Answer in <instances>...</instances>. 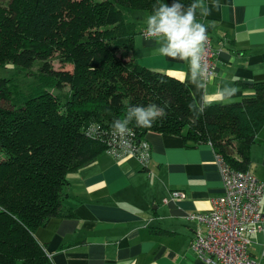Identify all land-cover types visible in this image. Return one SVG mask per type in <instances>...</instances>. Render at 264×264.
Listing matches in <instances>:
<instances>
[{
    "label": "trees",
    "instance_id": "16d2710c",
    "mask_svg": "<svg viewBox=\"0 0 264 264\" xmlns=\"http://www.w3.org/2000/svg\"><path fill=\"white\" fill-rule=\"evenodd\" d=\"M156 3L0 0V66L31 70L26 90L15 75L0 76V264H52L34 232L70 215L67 175L107 151L112 121L129 105L154 103L167 113L150 128L131 124L138 138L152 131L179 135L188 147L211 141L232 168L250 170V146L264 124V81L251 85L252 97L190 110L184 82L133 55L141 29L124 9L151 14Z\"/></svg>",
    "mask_w": 264,
    "mask_h": 264
},
{
    "label": "crops",
    "instance_id": "0c3cea01",
    "mask_svg": "<svg viewBox=\"0 0 264 264\" xmlns=\"http://www.w3.org/2000/svg\"><path fill=\"white\" fill-rule=\"evenodd\" d=\"M205 2L211 6V0ZM220 3L207 17L198 13L216 49L206 104H224L212 94L218 87H236L238 101L252 97L251 85L264 81V0ZM149 14H133L137 28L146 26ZM159 46L136 33L135 61L184 82L193 96L188 64L159 55ZM144 138L151 149L146 167L135 157L116 158L102 151L67 175L70 215L51 218L34 232L52 264H205L191 248L203 225L188 215L207 211L211 200L223 193L216 153L208 143L188 147L176 134L149 131ZM249 159L250 171L264 182V124L255 134ZM173 190L185 196L173 198ZM260 210L264 213V196ZM263 238L264 224L251 237L250 252L257 260Z\"/></svg>",
    "mask_w": 264,
    "mask_h": 264
},
{
    "label": "built area",
    "instance_id": "2783aa9c",
    "mask_svg": "<svg viewBox=\"0 0 264 264\" xmlns=\"http://www.w3.org/2000/svg\"><path fill=\"white\" fill-rule=\"evenodd\" d=\"M201 22V21H199ZM145 29L141 34L145 36ZM216 49L207 35L205 60L209 80L215 74ZM150 144L130 131L123 137L113 132L107 152L116 158L132 156L146 167L151 157ZM223 193L211 200L205 212H193L188 218L203 225L195 231L191 248L205 264H264V238L260 259L250 252L251 237L263 229L264 213L260 210L264 196V182L250 170H236L216 154ZM173 198H182L185 193L171 191Z\"/></svg>",
    "mask_w": 264,
    "mask_h": 264
},
{
    "label": "clouds",
    "instance_id": "9594fccd",
    "mask_svg": "<svg viewBox=\"0 0 264 264\" xmlns=\"http://www.w3.org/2000/svg\"><path fill=\"white\" fill-rule=\"evenodd\" d=\"M221 7L220 0H211V6L205 0H192L187 6L182 0H172L171 4L157 0L146 20L145 39H154L159 43L158 54L188 64V82L194 87V99L189 108L196 113L205 111L207 104L204 97L208 94V65L205 60L207 26L198 21L197 15L207 17ZM237 92L236 87L229 85L218 87L212 94L220 103L231 104ZM166 115L165 108L154 103L129 105L122 118L112 121V129L114 134L123 137L130 133L131 124L150 128ZM207 147H212L211 141H208Z\"/></svg>",
    "mask_w": 264,
    "mask_h": 264
},
{
    "label": "rangeland",
    "instance_id": "374dc122",
    "mask_svg": "<svg viewBox=\"0 0 264 264\" xmlns=\"http://www.w3.org/2000/svg\"><path fill=\"white\" fill-rule=\"evenodd\" d=\"M137 13H140V11L131 10L129 8L124 9V17H125V19L127 18L128 21H130L131 23H135V25H136V15H133V14H137ZM134 40L136 42V35H135ZM60 66H61V64L56 59H54L53 67L54 68H59ZM64 67H67V66H64ZM30 71L31 70H25V69H17V70H15V69H13V67L11 68L10 66H8L7 68H5L3 66H0V76H2V75L3 76H5V75L6 76L15 75L16 78H18V81H19L20 85L23 87L24 90L27 89V82L29 81V79H31L28 76H26V74L28 72H30Z\"/></svg>",
    "mask_w": 264,
    "mask_h": 264
}]
</instances>
